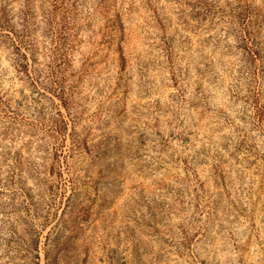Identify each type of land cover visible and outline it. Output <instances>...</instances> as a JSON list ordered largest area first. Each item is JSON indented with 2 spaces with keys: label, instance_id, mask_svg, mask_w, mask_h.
<instances>
[{
  "label": "rangeland",
  "instance_id": "1",
  "mask_svg": "<svg viewBox=\"0 0 264 264\" xmlns=\"http://www.w3.org/2000/svg\"><path fill=\"white\" fill-rule=\"evenodd\" d=\"M0 264H264V0H0Z\"/></svg>",
  "mask_w": 264,
  "mask_h": 264
},
{
  "label": "trees",
  "instance_id": "2",
  "mask_svg": "<svg viewBox=\"0 0 264 264\" xmlns=\"http://www.w3.org/2000/svg\"><path fill=\"white\" fill-rule=\"evenodd\" d=\"M3 27V25H1ZM8 38L10 39V45L12 47L14 60L16 65L21 69L26 71L30 66V58L26 49H31L34 51V41L30 38L29 31L24 29L23 31L7 33ZM252 37L248 36L247 38ZM251 40L253 38H250ZM254 42V40H252ZM250 47V45H249ZM251 48V47H250ZM252 49V48H251ZM256 54V50H252V54Z\"/></svg>",
  "mask_w": 264,
  "mask_h": 264
}]
</instances>
